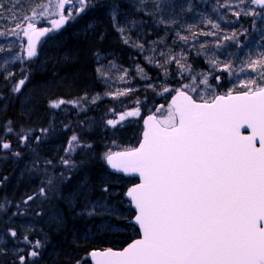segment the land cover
Here are the masks:
<instances>
[{
  "label": "trees",
  "instance_id": "trees-1",
  "mask_svg": "<svg viewBox=\"0 0 264 264\" xmlns=\"http://www.w3.org/2000/svg\"><path fill=\"white\" fill-rule=\"evenodd\" d=\"M42 1L4 0V3L9 8L16 5L15 15L22 18ZM111 2L93 0L97 7L89 8L57 32L41 39L35 59L10 63L9 70L16 74L12 81H5L0 73V93L7 98L11 84L21 77L20 68L29 70V81L22 94L18 98L12 96L6 107L5 101L0 100V134H3L4 124L9 119L17 131L21 125L38 129L51 124L50 132L39 147L34 141L28 147H19L14 135L7 136L14 150L21 152L19 158L10 152L0 151V202H11L7 217L0 214V220H4L0 228L8 227L10 219L18 220L24 212L35 216L38 223L41 222V230L34 233L28 231V234L33 240H45V247L40 249L41 264H71L93 249H121L136 238L137 230L134 227L129 226L131 228L126 232L124 223L113 217L96 219L87 218L86 215L76 216L61 197L74 192L85 176L95 188L92 194L104 195L101 176L110 172L100 156L109 150L115 152L135 147L140 140L143 116L154 114L159 120L163 119L162 113L168 111L169 98L175 93L164 92L165 87L195 86L192 77L195 76L196 84H199L201 74H204L215 93L223 94L229 78L238 69L246 67L247 59L251 58L249 55L253 54L251 50L257 44L254 40L257 39L260 49L264 47V22L253 25L242 14L240 19L235 20V16L223 6L218 8L219 12L212 13L209 9L212 0H116L121 9L118 12L119 23L125 28L123 36L110 19L108 5ZM156 3L161 5L159 10L155 7ZM209 20L220 25L218 32L221 35V31L228 29L230 33L235 29L237 37L232 43L229 42L232 46H228V41L218 43L213 41L211 35H204L211 31H206L209 23L203 25ZM50 21L45 19L37 25L39 28L51 27ZM89 24L94 27L88 29ZM14 27L10 13L3 12L0 31L7 32ZM101 32L104 33L102 41L98 39ZM21 33L19 38L14 35L0 37V45L11 48V52L6 47L0 53V65L4 59L11 61L13 55L25 56L22 51L25 39ZM257 33H261V38ZM125 39L128 43L124 42ZM97 52L99 58L94 55ZM173 56L180 58V63L190 66L192 71L182 70L175 62L168 63ZM213 60L222 64L231 63L232 71L218 70L211 63ZM216 76L220 77L219 82L214 79ZM260 80L259 84H264V78ZM202 86L199 84L198 89ZM239 91L240 88L233 92ZM121 92L126 94L114 98L115 94ZM26 98L30 101L29 115L23 116L21 101ZM60 99L78 101V104L74 107L65 105L60 109L49 107L50 101ZM136 109H139L138 116L126 117L115 128L107 126V120L119 119L122 113ZM65 125L68 127L65 128ZM74 133L82 141L92 144V148H78L70 154L77 168L71 170V179L62 182L60 174L68 175L69 170L60 163V158L65 156L64 149ZM33 148L36 149L35 153ZM46 159L51 160L52 164L46 165ZM24 161L32 162L30 166L34 170L30 174L23 170L25 166L28 167ZM81 161L87 163L81 165ZM50 177H54L51 187L56 191H48L46 199L49 201L44 204L45 197L38 193L40 187L48 189ZM109 178L117 176H105V179ZM120 180L134 182L122 177ZM112 190L125 191V185H113L111 182ZM29 195L36 198L25 205L23 201ZM81 201L82 198L77 199L76 211L82 210ZM53 210L63 217L62 227L41 221L44 214ZM37 211L41 215L37 216ZM12 212L21 214L12 216ZM104 221L119 226V230H98L96 226ZM85 235L89 238L85 239Z\"/></svg>",
  "mask_w": 264,
  "mask_h": 264
},
{
  "label": "snow or ice",
  "instance_id": "snow-or-ice-1",
  "mask_svg": "<svg viewBox=\"0 0 264 264\" xmlns=\"http://www.w3.org/2000/svg\"><path fill=\"white\" fill-rule=\"evenodd\" d=\"M240 5L244 6L242 11L239 10ZM252 5L259 10L250 7ZM224 6L230 7L231 4L226 3ZM55 7L58 9L55 15L59 18L50 21L51 27L38 28L35 16H44L47 8L43 5L39 13L33 10V15L20 18L15 15L16 5L9 8L5 6L4 0H0V17L3 12H9L15 22L14 28L7 32L0 31V37L14 35L19 38L23 32V37L27 39L26 46H22L25 56L13 55L11 61L4 59L0 65V73L5 81H12L16 75L9 70L10 63L35 59L38 56L37 45L42 37L57 32L69 21L97 5L93 0H56ZM108 7L114 28L123 36L125 28L118 19L120 4L112 0ZM155 7L159 10L161 5L156 3ZM235 7L238 10L232 14L237 19L243 14L254 17L253 25L256 17L264 22V0H238ZM24 22H27L26 26ZM208 23L214 29L220 28L218 23L211 20ZM87 27L92 29L94 26L89 24ZM236 37L237 33L233 32L223 39L235 40ZM103 38L104 33H99L98 39L102 41ZM124 42L128 43L126 39ZM6 47L0 45V53ZM7 51L11 52V48L7 47ZM94 55L99 58L98 52ZM172 62L182 70L192 71L190 66L180 63V58L173 56L168 63ZM211 63L220 71H232L231 63L222 64L215 60ZM246 67L264 78V53L257 59L249 57ZM20 73L21 77L11 84L9 97L5 98L0 93V100L5 101V107L12 96L18 98L22 94L29 81L27 68L21 67ZM201 75L199 84L212 90L210 99L201 95L200 102H197L189 94V88L195 92L199 87L195 76L192 77L195 86L185 84L176 89L165 87L164 92H175L167 116L159 120L150 115L144 120L139 146L120 152L109 150L100 156L115 173L139 178V182L132 183L124 195L135 210L130 223L134 222L138 226L140 238L133 239L120 250L112 247L93 249L71 264H264V84L250 80L243 82V87L247 89L245 91L233 94V90L229 89L219 94L215 93L207 75ZM214 79L219 82L220 77ZM249 84L255 87H249ZM124 94H115L114 98ZM29 103L27 98L21 101L23 116L29 115ZM66 103L77 105L78 101H50L49 107L59 109ZM138 115L139 109L124 112L119 119H109L106 124L115 128L126 117ZM242 128L250 129V134H241ZM50 129L51 124L38 129L21 125L17 131L9 119L4 124L3 134H0V151L10 152L19 158L21 152L14 150L7 136L14 135L19 147H28L33 141L39 147ZM78 148L90 150L92 144L82 141L74 133L64 149L65 156L60 158V163L69 170L68 175L60 174L62 182L71 179V170L77 168L70 154ZM32 151L35 153L36 149ZM44 163L51 165L52 161L46 159ZM80 163L83 165L87 161ZM111 174L101 176V191L104 195L95 201L91 198L95 188L87 176L74 192L61 198L76 216L91 218L115 215L117 219H127L115 204L108 201V197L114 193L110 191L111 181L105 176ZM47 184V190L40 187L39 196L47 198L48 191H56L51 187L54 177H50ZM35 198V195H29L23 203L27 205ZM78 198L83 199L81 211H76ZM10 204L7 200L0 202V214L7 217ZM19 214L11 213L12 216ZM36 215L41 213L37 211ZM52 219L58 227L63 226L62 216L56 215ZM2 223L4 221L0 220ZM96 227L98 230H119V226L109 221ZM84 238L89 237L85 235ZM44 247L45 240H33L27 231L20 232L10 226L0 228V264H41L40 249Z\"/></svg>",
  "mask_w": 264,
  "mask_h": 264
},
{
  "label": "rangeland",
  "instance_id": "rangeland-1",
  "mask_svg": "<svg viewBox=\"0 0 264 264\" xmlns=\"http://www.w3.org/2000/svg\"><path fill=\"white\" fill-rule=\"evenodd\" d=\"M226 3H230L231 4V6L230 7H225L224 5L226 4ZM238 3V0H212V3L210 4V11L212 12V13H214V12H219V10H218V8H220L221 6H223V7H225L226 9H227V11H228V13H230L231 15H233L232 13L234 12V11H236V10H238L235 6H236V4ZM55 4H56V0H44V1H42L41 2V4L38 6V7H36L34 10L37 12V13H39L40 11H41V8H40V6L41 5H43L45 8H47V11L45 12V14H44V16H40V15H36L35 16V24H36V26L39 28V26L37 25V23H39V22H41V21H44L45 19H47V20H52V19H57L58 18V15H55V13L58 11V9L55 7ZM250 7H252V8H256L255 7V5H252V6H250ZM243 8H244V6L243 5H240V9L239 10H243ZM31 15H33V11L29 14V16H31ZM216 15H219V14H216ZM243 15V14H242ZM234 16V15H233ZM245 17H248L249 19H250V21H251V23H253V19H254V17H252V16H245ZM238 19H240V18H238ZM235 20H237V17L235 16ZM255 21L256 22H260L261 21V19L259 18V17H256L255 18ZM262 22V21H261ZM217 23V22H216ZM25 24H27V22L25 23ZM208 24V21H205L204 22V26L205 25H207ZM227 27V26H226ZM228 28V27H227ZM207 30L206 31H208V30H211L210 32H213V31H215L214 33H215V35H211V37H213V41L214 42H218V43H223V42H225V41H228V46H232V42L234 41V40H224L223 39V37L225 36V35H230V34H232L234 31H235V29L233 28L232 30H231V32L229 33V30L227 29V31L225 32V31H221L223 34L221 35L219 32H218V29H214V28H212V26H211V24H210V26H208L207 28H206ZM22 35H23V32L21 33ZM259 36H260V38H261V33H257ZM24 39H25V46H26V44H27V39H26V37H24ZM212 41V40H211ZM212 41V42H213ZM229 42H231V43H229ZM254 43H257L256 44V46H254L253 47V49L251 50V52L253 53V54H250V53H247V54H250L249 56H251V59H257L259 56H260V54L261 53H264V47H262L261 49H260V46H258V41H257V39H255L254 40ZM237 69V68H236ZM235 69V70H236ZM261 78V76H260V74L259 73H257V74H255V73H253L250 69H248V68H242V69H238L237 70V72L234 74V76H231L230 78H229V84H228V86L224 89V90H222L223 92H227L229 89H232L233 91L234 90H236V89H239L240 88V90L242 91V90H244L245 88L243 87V82H247V81H250V80H255L256 82H257V84H259V83H261V80H260V78ZM259 79V80H258ZM249 87H255V85H252V84H249ZM246 90V89H245ZM190 94H192L197 100H199V96H201V95H203V96H205V98L206 99H210L211 98V94H212V92H211V90L208 88V87H206L205 85H203L201 88H196V91L195 92H193V91H191L190 92ZM65 105H68V106H72V107H74L75 105H73L72 103H66V104H64V105H61V107H63V106H65ZM60 107V108H61ZM59 108V109H60ZM168 112V111H167ZM167 112H165V113H162V118L164 119L166 116H167ZM145 116H143V118H144ZM143 118H142V120H143ZM162 119V120H163ZM119 151H121V150H119ZM24 163L28 166V167H24V169L23 170H25L27 173H31L34 169L33 168H31V166L30 165H32V162H30V163H28V161H24ZM22 170V171H23ZM40 172V171H39ZM23 173H25V172H23ZM43 173V172H42ZM39 174V173H38ZM110 179V178H109ZM125 179V178H124ZM110 181L112 182V184L113 185H122V184H124L125 185V191H120V190H112V192L114 193L113 195H111V196H109L108 197V201H109V203H113V204H115L123 213H124V215L127 217V219H124V220H120V219H117L116 218V216L115 215H111L110 217H113V218H115L117 221H120V222H123L124 223V225H125V231L127 232V229H129L130 230V228L131 227H134L135 229H136V227L133 225V223H130L131 221H132V216H133V210H132V208H131V206L129 205V203H128V201L126 200V197H125V195H124V193L126 192V189H127V187L129 186V185H131L132 184V182L131 181H128V180H125V181H122V182H120L121 180H120V177L119 176H117V178H114V179H110ZM99 197H101V195L100 194H97V195H93L92 194V200H97ZM44 198V197H43ZM44 204L45 203H47V201H49V200H47L46 198H44ZM81 205H82V207H81V209L83 208V201H81V203H80ZM34 208V207H33ZM20 209H22V208H20ZM23 209H25V208H23ZM25 211V210H24ZM56 215H59V212L57 213L55 210H53V212H47L46 214H44V216H43V218H41V221H44V223H46V224H57L53 219H52V217L53 216H56ZM105 217H109L108 215H105V216H94V217H91V218H96V219H103V218H105ZM87 218H89V217H87ZM4 221V220H3ZM6 223H7V220L5 221ZM8 225L10 226V227H14V228H17L18 229V231H20V232H25V231H30V230H34V231H36V229H39V223H41V222H39L38 223V219L37 218H35V216H31V215H29L28 213H23V215L17 220V219H10L9 221H8ZM129 226H131L130 228H129Z\"/></svg>",
  "mask_w": 264,
  "mask_h": 264
},
{
  "label": "water",
  "instance_id": "water-1",
  "mask_svg": "<svg viewBox=\"0 0 264 264\" xmlns=\"http://www.w3.org/2000/svg\"><path fill=\"white\" fill-rule=\"evenodd\" d=\"M256 8H257V6H256ZM258 9V8H257ZM259 10V9H258ZM233 94H235V93H233ZM173 95H175V93L173 94ZM173 95H171V97H170V99H169V104L171 103V99H172V96ZM197 102H200V101H197ZM154 116V117H156L154 114H148V115H146L144 118H143V120H142V127H143V130H142V133H143V131H144V120L145 119H147V117L148 116ZM157 118V117H156ZM250 132H251V130L250 129H244V128H242L241 129V134H243V135H248V134H250ZM142 133H141V137H140V141L142 140ZM139 141V142H140ZM139 146V143L137 144V146L136 147H138ZM122 151H124V150H122ZM115 152H120V151H115ZM106 167H107V169H108V171L110 172V173H112V174H115V175H118V176H122V177H125V178H133V179H136V183H138L139 182V178L137 177V176H135V175H132V176H128V175H124V174H121V173H115L114 172V170H111L107 165H106ZM130 187V186H129ZM126 197V196H125ZM126 199H127V197H126ZM127 201H128V199H127ZM132 208V207H131ZM132 210H133V212L135 211L134 210V208H132ZM133 225L136 227V229H137V231H138V237L136 238V239H138V238H140L139 237V228H138V226L137 225H135L134 224V222H133ZM132 242V241H131ZM130 242V243H131ZM127 246V245H126ZM125 247V246H124ZM114 250H120V249H114Z\"/></svg>",
  "mask_w": 264,
  "mask_h": 264
},
{
  "label": "bare ground",
  "instance_id": "bare-ground-1",
  "mask_svg": "<svg viewBox=\"0 0 264 264\" xmlns=\"http://www.w3.org/2000/svg\"><path fill=\"white\" fill-rule=\"evenodd\" d=\"M40 230H41V228L37 229L36 231H40ZM29 232L34 233V230H30ZM40 234H41V233H40Z\"/></svg>",
  "mask_w": 264,
  "mask_h": 264
}]
</instances>
